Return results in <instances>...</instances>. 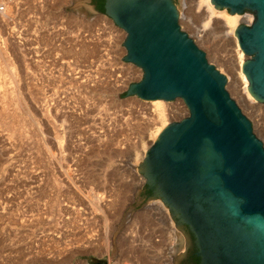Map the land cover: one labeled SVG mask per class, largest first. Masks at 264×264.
Masks as SVG:
<instances>
[{
    "label": "rangeland",
    "instance_id": "rangeland-1",
    "mask_svg": "<svg viewBox=\"0 0 264 264\" xmlns=\"http://www.w3.org/2000/svg\"><path fill=\"white\" fill-rule=\"evenodd\" d=\"M49 1L45 10L51 20L43 28L49 35L39 39L37 60L32 39L19 35L17 25L0 16V264H91L92 258L106 264H162L171 259L166 249L172 243L163 237L170 224L164 216L159 215L163 223L153 213L142 216L154 199L135 205V193L145 181L131 171L143 160L140 154L151 146L149 135L158 127L153 108L118 96L122 91L112 73L116 67L102 62L96 39L101 31L89 23L95 13L84 0ZM195 1L183 6L174 0L179 25L208 63L230 77L226 90L264 146V104L250 107L240 98L233 79V43L222 36L219 20L208 21ZM7 9L11 13L10 5ZM74 15L85 22H71ZM60 17L67 18L62 30ZM167 103L166 125L173 122L170 106L178 105L188 115L181 100ZM91 195L101 198L98 205L109 216L106 229ZM107 203L116 205L115 214L109 213ZM131 210L129 220L137 221L132 229L122 220ZM176 231L183 238V253L185 239Z\"/></svg>",
    "mask_w": 264,
    "mask_h": 264
},
{
    "label": "water",
    "instance_id": "water-1",
    "mask_svg": "<svg viewBox=\"0 0 264 264\" xmlns=\"http://www.w3.org/2000/svg\"><path fill=\"white\" fill-rule=\"evenodd\" d=\"M210 2L230 15L253 14L234 35L246 56L247 90L264 104V0ZM84 5L102 13L89 0ZM102 14L125 33L121 59L142 71L118 96L179 99L188 111L162 129L139 162L145 185L135 205L159 199L175 228L194 236L198 264H264V146L227 92L226 76L181 29L174 0H104ZM91 264L106 262L92 258Z\"/></svg>",
    "mask_w": 264,
    "mask_h": 264
},
{
    "label": "built area",
    "instance_id": "built-area-1",
    "mask_svg": "<svg viewBox=\"0 0 264 264\" xmlns=\"http://www.w3.org/2000/svg\"><path fill=\"white\" fill-rule=\"evenodd\" d=\"M48 2L50 1L0 0V16L14 22L19 28V35L22 33V35L24 34L23 37H25V34H27L32 39L35 60L38 59L37 55L41 50V44L39 42L41 35L44 37L49 35V31H47L48 29H43L49 25V21L51 20V16L48 14L49 11L45 10ZM7 5H10L11 7V13L8 15L5 10ZM246 16L248 19L245 18ZM92 17L93 18L89 21V23L95 26L97 32L101 31V33H98V37L96 39H99L98 44L100 46L102 56L105 59L104 61L102 60V62L108 65H114L116 67L115 71H112L114 74L113 81L117 87L120 88L122 92H124L130 83H136L141 79L142 71L136 65L121 59V57L126 54L124 47L121 45L125 38V33L119 27H117L110 18L102 13H96ZM71 18V22H77L78 24L79 22H85L83 18L75 15ZM253 19V14L246 11L243 13L242 23L245 25H250ZM57 22L59 24L61 23L59 30H62L64 26L63 24L67 22V18L60 17ZM50 23L52 25L54 24L53 21ZM26 24L29 25L28 30L24 29ZM52 25L50 27L51 30H53ZM122 33H124V37ZM44 46H46V44H44ZM171 102L168 103L170 104ZM180 110L181 109L178 105L169 107L168 114L171 121H180L186 117L187 112L184 111V113L181 114ZM138 178H140L139 181L141 182L145 181L143 177L141 178L138 176Z\"/></svg>",
    "mask_w": 264,
    "mask_h": 264
},
{
    "label": "bare ground",
    "instance_id": "bare-ground-1",
    "mask_svg": "<svg viewBox=\"0 0 264 264\" xmlns=\"http://www.w3.org/2000/svg\"><path fill=\"white\" fill-rule=\"evenodd\" d=\"M180 4L181 5H185V2H187V0H180ZM77 3V2H76ZM74 4V9H75V6L77 7V6H79V3H77V4ZM195 7L197 8V9H202V11H203V14L208 18V21H210V20H219L218 22H220V24H221V26H222V28L224 29V31H223V33H222V36L224 37V39H228L229 41H231L233 44V46H234V49H235V54H236V67H235V71H236V73H234L235 75H234V78L233 79H235L236 81H234V82H236V84L238 85V87H239V89H238V93L240 94V98L248 105V106H250V107H255L256 105H258V102H256L255 100H254V98H252V96L249 94V92H248V90H247V85H248V81H247V79H246V77H245V75L242 73V70H241V67H242V64L244 63V61H245V59H246V56L243 54V52L240 50V48H239V46H238V43H237V39H236V36L234 35V31H235V29H236V27H237V25L239 24V23H241L242 21H243V17H242V19L240 18V16L238 15V14H233V15H230V14H228L227 12H225L224 10L222 11V10H218V9H216L214 6H213V4L210 2V0H196L195 1ZM10 12V10L9 9H7L6 10V13H9ZM178 12H180V11H178ZM179 15H181L180 13H179ZM86 16V15H85ZM241 16H243V15H241ZM245 18H247L248 19V17L246 16ZM245 18H244V20H245ZM206 24L207 23H205V26H206ZM85 25V24H84ZM205 26H202V28H205ZM79 27V26H78ZM203 31V29L202 30H197V32L196 33H201ZM123 35H124V33H122ZM206 34V33H205ZM198 35V34H197ZM200 36V35H199ZM201 36H202V34H201ZM124 37V36H123ZM197 37V36H196ZM199 38V37H198ZM205 38V37H204ZM46 40V39H45ZM48 40V39H47ZM227 40V41H228ZM230 42V43H231ZM87 44V43H86ZM81 46V45H80ZM91 48V47H90ZM88 50V49H87ZM81 50H79V52H80ZM89 51V50H88ZM90 53V52H89ZM69 54V53H68ZM83 55V54H82ZM234 58H235V56H234ZM235 60V59H234ZM226 76H227V80L230 78L227 74H226ZM239 81H240V83H239ZM12 83V82H11ZM236 85V86H237ZM145 102H148L149 103V105H150V107H152L153 109H152V113H154V120H155V122H156V124H158V127L156 126L155 127V130L153 131V132H151L150 133V135H149V137H150V139L152 140V143L155 141V139L157 138V136L159 135V133L162 131V129L166 126V124H167V122H166V116H167V114H166V110H165V106H166V102H164V101H161V100H154V101H145ZM168 104V103H167ZM263 107V106H262ZM183 109V108H182ZM258 109V108H257ZM5 115V114H4ZM16 122V121H15ZM155 124V123H154ZM152 143H151V145H152ZM109 151V150H108ZM146 153V150H143L142 152H141V154H140V157H141V159H142V157H144V154ZM140 159V160H141ZM135 160V159H134ZM135 165H136V163H135ZM135 165H133V166H135ZM136 168H132L131 167V171H133L134 173H138V171H137V166H135ZM121 179V178H120ZM138 179H140V178H138ZM141 182V181H140ZM92 196V195H91ZM115 196V195H114ZM93 198H91L90 199V201H91V203L93 204V206H94V209L96 210V211H98L101 215H102V220H103V222H104V225H105V229L108 227V223H109V216L107 217L106 215H105V213H104V210L98 205V202H99V200H101V198H96L95 196H92ZM114 198V197H113ZM108 201V200H107ZM115 201H117V200H115ZM151 201V200H150ZM110 202V201H109ZM112 202V201H111ZM119 202V201H118ZM102 202H100V204H101ZM113 203H115L114 201H113ZM111 204V205H110ZM115 205V204H114ZM112 203H107L106 204V206H107V209L109 208V213L111 212V214H115V213H113L114 211H116V208H113V206H114ZM109 206V207H108ZM115 207H116V205H115ZM106 209V210H107ZM94 210V211H95ZM105 210V211H106ZM143 210V214H142V216L144 215V216H147V217H149V215H151V213H153L154 215H156L155 217H157L156 219L158 220V221H160V223L164 220V219H162V220H160V218H159V215L160 216H164L165 217V220L166 221H168V223L170 224V228L169 227H164V229H163V233H166V236H163V237H167L166 239L168 240V241H171V246L170 247H168L169 246V244H168V246H166V247H168L166 250V252H167V254L170 256V258L171 259H173L174 258V260H175V258H176V256L177 255H174V257L172 256L173 254H177V253H180L179 251L181 250V248H183L184 247V245H183V243L182 244H180V242H182V237H181V235H180V233H178L176 230H177V228L175 229V228H173V226H172V222H171V220H170V216H169V213H168V211H167V209H166V207L162 204V202L159 200V199H154L153 201H151V202H148V204H146L145 206H144V208L142 209ZM141 210V211H142ZM141 211H139L140 213H141ZM131 212H133L132 210L129 212L128 211V213L127 214H129V213H131ZM137 213V212H136ZM126 214V215H127ZM133 214V213H132ZM131 214H129V215H127L126 217H124V219H122L123 220V223H125L126 224V222L128 223L127 225L128 226H133V225H135V223L137 224V221L135 222V221H133L132 222V220L133 219H131V220H129V218L131 217L130 216ZM134 216V215H133ZM138 216V215H137ZM140 216V215H139ZM136 217V216H135ZM146 217V218H147ZM152 217V216H151ZM139 218H141V217H139ZM145 218V217H144ZM152 218H154V217H152ZM138 219V218H137ZM141 219H143V218H141ZM135 220H136V218H135ZM144 221H145V219H144ZM173 221V220H172ZM129 222H131V223H129ZM95 223V222H94ZM143 223V222H142ZM159 223V222H158ZM163 223V222H162ZM164 223H166L167 224V222H164ZM121 224L122 223H120L118 226L119 227H121ZM140 224V223H139ZM154 225V224H153ZM136 226V225H135ZM135 226H133V227H135ZM124 227V226H123ZM127 228V227H126ZM130 229V228H129ZM128 229V230H129ZM131 229H132V227H131ZM130 229V230H131ZM133 229H135V228H133ZM136 230V229H135ZM131 233H132V230H131ZM162 233V234H163ZM133 234V233H132ZM183 235V234H182ZM162 236H160V237H162ZM123 238V237H122ZM159 238V237H158ZM105 240V239H104ZM157 240V239H156ZM163 240V239H162ZM165 240V239H164ZM97 241V240H96ZM150 241V240H149ZM104 242V241H103ZM159 242V241H158ZM184 242V241H183ZM106 244H105V248L107 249L108 248V243L107 242H105ZM132 243V242H131ZM155 244V243H154ZM166 244V243H165ZM57 245V244H56ZM164 245V244H163ZM92 246V245H91ZM163 247V246H162ZM147 248V247H146ZM161 248V247H160ZM158 249V248H157ZM99 250V249H98ZM62 252V251H61ZM127 253V252H126ZM134 254V253H133ZM166 256V255H165ZM171 259H165L164 260V262H163V260H162V262H160V263H162V264H168V262H170L171 261ZM148 264V263H147Z\"/></svg>",
    "mask_w": 264,
    "mask_h": 264
},
{
    "label": "flooded vegetation",
    "instance_id": "flooded-vegetation-1",
    "mask_svg": "<svg viewBox=\"0 0 264 264\" xmlns=\"http://www.w3.org/2000/svg\"><path fill=\"white\" fill-rule=\"evenodd\" d=\"M90 3L94 6L96 9V5L92 2V0H89ZM147 194H150V191L146 188ZM184 237L186 235V239L188 241V246L186 247L185 251L182 253V257L179 264H198L199 258L195 255L197 248L195 245V239L190 230L187 227L183 228ZM186 241V242H187ZM174 257V254L172 255Z\"/></svg>",
    "mask_w": 264,
    "mask_h": 264
},
{
    "label": "trees",
    "instance_id": "trees-1",
    "mask_svg": "<svg viewBox=\"0 0 264 264\" xmlns=\"http://www.w3.org/2000/svg\"><path fill=\"white\" fill-rule=\"evenodd\" d=\"M92 2L96 5V10L98 12L103 13V2H104V0H92ZM145 193L147 194V191H145Z\"/></svg>",
    "mask_w": 264,
    "mask_h": 264
}]
</instances>
